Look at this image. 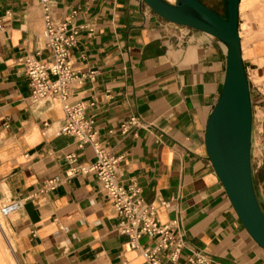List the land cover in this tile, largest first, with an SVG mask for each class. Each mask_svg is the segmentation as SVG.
Segmentation results:
<instances>
[{
  "label": "crops",
  "instance_id": "crops-1",
  "mask_svg": "<svg viewBox=\"0 0 264 264\" xmlns=\"http://www.w3.org/2000/svg\"><path fill=\"white\" fill-rule=\"evenodd\" d=\"M50 7L79 28L74 69L94 72L74 85L72 101L84 103L101 145L121 157L123 183L141 188L142 207L154 205L161 224L177 221L174 230L183 232L180 258L163 251L161 264H191L193 250L212 264H264V248L242 223L206 145L226 77L221 40L187 33L144 0H50ZM0 23V203L34 194L26 201L33 217L25 204L0 219V264H147L143 249L158 237L143 235L140 248L126 247L129 237L95 173L40 192L47 179L65 177L68 153L80 163L93 162L95 153L62 132L60 99L31 100L24 57L52 61L40 0H0ZM244 44L242 38L246 69L264 82V30ZM251 101L253 184L264 211V92L255 79Z\"/></svg>",
  "mask_w": 264,
  "mask_h": 264
},
{
  "label": "built area",
  "instance_id": "built-area-1",
  "mask_svg": "<svg viewBox=\"0 0 264 264\" xmlns=\"http://www.w3.org/2000/svg\"><path fill=\"white\" fill-rule=\"evenodd\" d=\"M40 5L44 13L43 37L46 45L51 49L52 61L46 63L32 55L24 57L32 89L31 100L36 102L45 97L61 99L65 111V125L62 132L76 136L79 149L91 145L95 153V160L90 163H80L76 152L68 153L66 159L69 167L65 177L47 179L40 187V192L56 189L78 174L95 173L121 218L119 231L129 237L126 247L140 248L139 240L143 235L157 236L156 242L143 249L147 264H161L160 254L167 250L170 252L169 259L177 261L186 246L183 232L174 230L177 221L161 224L154 205L142 207L141 188L134 181L128 186L123 183L121 157L101 145L93 120L87 115L84 103L70 99L74 85L81 84L87 76L74 69L70 58L71 48L78 41L79 28L70 25L69 20L57 19L52 13L50 0H40ZM2 31L3 26L0 23V33ZM93 74L94 72L90 71L88 76L92 77ZM248 76L250 78V73ZM135 122V117L130 118L122 125L123 131ZM16 203L20 208L24 206L21 200H17ZM188 261L191 264H212L207 254L202 251L193 250L188 256Z\"/></svg>",
  "mask_w": 264,
  "mask_h": 264
},
{
  "label": "water",
  "instance_id": "water-1",
  "mask_svg": "<svg viewBox=\"0 0 264 264\" xmlns=\"http://www.w3.org/2000/svg\"><path fill=\"white\" fill-rule=\"evenodd\" d=\"M164 19L207 32L227 47L226 77L206 132L209 156L233 207L252 237L264 248V211L252 173L253 108L239 37L240 0H227V18L200 0H144ZM25 208L34 216L31 202Z\"/></svg>",
  "mask_w": 264,
  "mask_h": 264
},
{
  "label": "rangeland",
  "instance_id": "rangeland-1",
  "mask_svg": "<svg viewBox=\"0 0 264 264\" xmlns=\"http://www.w3.org/2000/svg\"><path fill=\"white\" fill-rule=\"evenodd\" d=\"M209 7L214 8L216 11H218L220 14H222L225 18L227 17V0H200ZM217 12V13H218ZM240 18L239 21L242 23V34L244 39V46L246 45L247 41L250 39L252 33L256 29L264 30V0H241L240 5ZM180 27L181 25L174 24ZM198 29H194L192 27H189V31L187 33H192V31H196ZM200 31V30H198ZM43 37V36H42ZM215 37V36H214ZM44 38V37H43ZM217 38V37H216ZM219 39V38H218ZM244 61V60H243ZM246 69V68H245ZM246 73L248 76V70L246 69ZM255 75L253 74V71H250V78H248L249 84H250V92H251V80L252 79H259L258 71H254ZM87 76L90 74L86 73ZM249 77V76H248ZM255 77V78H254ZM263 86L260 87V91L264 92V82H260ZM71 100L73 98H70ZM258 117L262 119V112L258 113ZM260 130H263V126H260ZM264 132V130H263ZM259 137V136H258ZM1 204V203H0ZM2 215L0 212V219H2Z\"/></svg>",
  "mask_w": 264,
  "mask_h": 264
},
{
  "label": "bare ground",
  "instance_id": "bare-ground-1",
  "mask_svg": "<svg viewBox=\"0 0 264 264\" xmlns=\"http://www.w3.org/2000/svg\"><path fill=\"white\" fill-rule=\"evenodd\" d=\"M170 2H174L175 0H169ZM202 2V1H201ZM205 4V3H204ZM240 5H241V0H240V4H239V15H240ZM208 6V5H207ZM209 7V6H208ZM212 9V8H211ZM215 11V10H214ZM221 15V14H220ZM239 18H240V16H239ZM171 22V21H170ZM173 23V22H172ZM174 24H176V23H174ZM181 26H185V25H181ZM185 27H188V26H185ZM43 31H44V29H43ZM238 31H239V37H240V39H241V49H242V38H243V34H242V23H240V21H239V24H238ZM205 33H207V32H205ZM209 34V33H208ZM211 35V34H210ZM42 36H43V33H42ZM213 36V35H212ZM223 44H224V46H225V48H226V52L228 51V47H227V45L223 42V41H221ZM242 57H243V52H242ZM243 60H244V58H243ZM246 68V67H245ZM254 71H257V70H254ZM254 71H253V74H254V76H256L255 75V73H254ZM258 75H259V78H260V80L259 79H256L255 77V80L258 82V84H259V86L260 87H262L263 85L260 83V82H263L262 81V76L259 74V72H258ZM248 77V76H247ZM264 89V88H263ZM60 101H61V103H62V105H63V102H62V100L60 99ZM30 197H31V195H30ZM30 197H27V198H23V199H21V202L22 203H24V201H28V198H30ZM17 200H19V199H16V200H5L2 204H1V206H0V212H1V215L2 216H6V215H9V214H12V213H14V212H16V211H19V210H21V208L19 207V206H17V203H16V201ZM26 204V202L24 203V205Z\"/></svg>",
  "mask_w": 264,
  "mask_h": 264
},
{
  "label": "flooded vegetation",
  "instance_id": "flooded-vegetation-1",
  "mask_svg": "<svg viewBox=\"0 0 264 264\" xmlns=\"http://www.w3.org/2000/svg\"><path fill=\"white\" fill-rule=\"evenodd\" d=\"M211 8V7H210ZM213 10H215V9H213ZM216 11V10H215ZM216 12H218V11H216ZM219 13V12H218ZM220 14V13H219ZM222 15V14H221ZM223 16V15H222ZM224 17V16H223Z\"/></svg>",
  "mask_w": 264,
  "mask_h": 264
},
{
  "label": "trees",
  "instance_id": "trees-1",
  "mask_svg": "<svg viewBox=\"0 0 264 264\" xmlns=\"http://www.w3.org/2000/svg\"><path fill=\"white\" fill-rule=\"evenodd\" d=\"M225 18V17H224ZM227 18V17H226Z\"/></svg>",
  "mask_w": 264,
  "mask_h": 264
}]
</instances>
